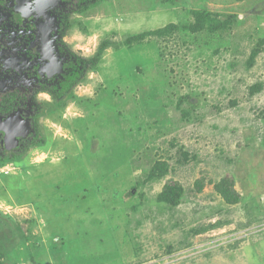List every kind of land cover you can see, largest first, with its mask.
Returning a JSON list of instances; mask_svg holds the SVG:
<instances>
[{
  "label": "rangeland",
  "instance_id": "374dc122",
  "mask_svg": "<svg viewBox=\"0 0 264 264\" xmlns=\"http://www.w3.org/2000/svg\"><path fill=\"white\" fill-rule=\"evenodd\" d=\"M196 10L211 14L216 29H192ZM52 11L56 26L64 23L57 44L80 59L110 44L57 101L33 92L24 75L6 76L7 67L15 75L11 69L27 59L14 39L0 40V110L24 106L35 115L32 136L12 156L20 161L0 174V226L19 223L29 237L12 261L264 264V0H91ZM170 23L176 29L165 36L125 43ZM159 162L166 171L152 175ZM51 168L56 200L43 209L39 202L49 203L42 182ZM76 177L95 184L98 178L103 206L90 211L104 231L66 258L67 248L55 253L50 243L60 232L75 245L67 214L96 227L86 208L87 215L60 194ZM168 184L182 189L175 206L157 199ZM219 185L236 202L226 201ZM17 189L26 203L16 201ZM50 217L64 220L62 231Z\"/></svg>",
  "mask_w": 264,
  "mask_h": 264
},
{
  "label": "trees",
  "instance_id": "16d2710c",
  "mask_svg": "<svg viewBox=\"0 0 264 264\" xmlns=\"http://www.w3.org/2000/svg\"><path fill=\"white\" fill-rule=\"evenodd\" d=\"M91 2V0H77V6L81 7H85V5H88ZM196 20L195 23L192 24V29H202V28H207L209 29H216V25H214V20L213 17H211L210 15H205L204 11H200V10H196L194 11ZM213 16V15H212ZM64 23H61V27H63ZM176 29V25L175 24H167L166 26L163 27H159L156 29H152V30H147L138 34H133L130 35L129 37H127V39L125 40V43L128 45H132L133 43H142V41L145 39L146 36H165L171 32H173ZM110 42L108 41H104L100 44L97 53L95 54V56L88 58L87 60H83L80 59L79 57H77L75 54L71 53V58L68 61L67 64V69H66V73H64L63 75H61V77H59V83L55 84L56 88H53L54 91H52L53 97L54 99H57V101L62 98L63 95L67 94L70 90V88L76 84L80 78L82 73L86 70V68L88 67H94L97 64H99L100 60H101V55L103 54L104 50L106 49L107 46H109ZM257 50L253 52V57L256 54ZM253 57L251 56L250 61L253 62ZM59 87V88H58ZM33 115L30 113V118H32ZM35 117V116H34ZM1 145H0V149H1ZM12 156H16L15 153H8L6 152V150H4L3 154L0 157V163L2 165H5L7 163H9L10 161L12 162H19L20 159H12ZM10 157V158H9ZM80 166L82 167V169H86L84 166V162L81 161ZM156 169H163L164 171L165 168L163 167L162 163L160 164V162L158 163V165L156 166V168H154L152 170V175L153 174H157L158 172H156ZM80 170V168L76 169L75 171ZM52 172L54 173L55 171L51 169H47V179L46 181L42 182V187L43 190H45V192L48 194V197L46 198V202H48L49 204L45 205L43 203V201L39 202L40 207H42L43 209H46L49 206V209L51 208V206H54L55 204V200H56V194H54L55 196H53L52 193H54V191L56 192L57 190L55 189V181H53V178L56 177H52L49 174H52ZM75 172L71 173V175L73 174V177L76 176L74 175ZM53 175V174H52ZM10 177V176H9ZM79 177V176H77ZM76 177V179H77ZM17 177H15L12 180H16ZM82 180V181H81ZM77 179L76 181H72L71 184L68 185V189L61 191L60 190V194H62V198L65 197V199L67 198V205L70 204H74L75 208L77 210H81L83 208V214H88L89 213V217L91 218V220L89 219L90 223H93L94 226H96L94 229H90L89 226L87 225L86 219H83L80 215L78 217L69 219V216L67 214L66 219L68 220L67 222H69L72 225L75 226L74 228V232H72L73 236L70 237V241L73 242V244L75 243V245L73 246H68L65 244V242H67V240L65 239V234L63 235L60 232H53L54 234H58L60 237L59 239L61 240V245H58V242L54 240V242L52 240H50L51 247L52 250L55 251V253L59 252L60 250H65V248H67L66 251V258L69 256H71V252L73 253L74 246H81L82 243H86L89 245H91V241H93V237L98 238L100 235H102V231H104L103 229L99 228L97 225L99 223L102 222L101 219H99L97 217V215H95V211H90V208L94 207L93 209H97L99 207V211L100 208L103 206L101 202L98 201L97 199V189H100V184L98 183V178H97V182L96 184L91 181L88 182V180L84 179ZM8 183V182H7ZM93 183L95 185H93ZM70 185H78V187L72 188L70 187ZM67 186V185H66ZM60 188L62 187L61 185L59 186ZM76 190L73 194H71L70 197H68L67 195H69L70 190ZM81 189V192H78L77 190ZM218 189L220 191V193L223 195V197L225 198L226 201H228L229 203H233L236 202L237 197L234 196V193L232 191L229 190V188L226 187H222V186H218ZM182 189L181 186L178 184L177 186H170V184L166 185L164 187V190L159 193L157 199L158 201H165L167 203H170V205L175 206L179 203V195L181 193ZM17 194H16V201H18L21 204L26 203L27 200H23V192H20V189H17ZM15 192V193H16ZM29 192L26 191L25 195H28ZM76 194V195H75ZM64 195V196H63ZM33 197V194L32 196ZM30 197V198H31ZM60 198V199H62ZM39 199H41V196L39 197ZM59 199V200H60ZM69 199V200H68ZM43 200V199H41ZM98 201L99 205H96V202ZM75 202L78 203V205L75 204ZM85 202V203H84ZM93 203V204H92ZM89 206H88V205ZM51 205V206H50ZM60 205V204H59ZM88 210V213H86V209ZM104 211V210H103ZM63 213V212H62ZM59 212H56V215L59 214L60 217L61 215H64ZM49 217V216H48ZM50 223L55 227L56 230L60 229V231H62L63 226H65V222L63 219H57V220H53L51 219V217L49 218ZM1 222V220H0ZM98 223V224H97ZM3 224H5L7 226V228H4L2 226H0V264H5L6 262H11L12 261V257L11 256V252L14 250V248H20V244L19 242L22 241L23 245L26 246L25 241L29 239L27 232L24 230V228L22 227V225H20L19 223H14L13 225L11 223L7 221H4ZM85 226V227H84ZM98 227V228H97ZM205 229V228H203ZM106 233V232H105ZM51 235V236H53ZM55 237V236H53ZM105 252V251H104ZM30 253L29 251L26 252V254ZM17 259H20L19 253L15 252L13 253ZM65 256V255H64ZM6 257V258H4ZM8 257V258H7ZM32 257V255H31ZM58 257H61L58 256ZM98 257V256H97ZM97 257L94 258H89V264H94ZM98 261V260H97ZM100 261V259H99ZM39 262V261H37ZM12 264H17L16 261H12ZM10 263V264H11Z\"/></svg>",
  "mask_w": 264,
  "mask_h": 264
},
{
  "label": "flooded vegetation",
  "instance_id": "af4514ba",
  "mask_svg": "<svg viewBox=\"0 0 264 264\" xmlns=\"http://www.w3.org/2000/svg\"><path fill=\"white\" fill-rule=\"evenodd\" d=\"M21 4L27 5V0H0V40H6V37H9L13 42L14 39L17 43L18 56L27 59V62L20 67L11 69V72H14L15 75L11 76L7 67L6 76L12 78L24 75L27 77V80L30 79L34 82L33 92H48L53 97L52 91L55 90L53 88H56L55 84L59 83V77L66 73L67 64L72 52L63 46H59L56 42L55 36L57 32H60L61 26L60 23H58L59 26H56L52 16V9L56 8L57 10L58 8L60 10V7L62 9V6L68 4L77 5V0H59L58 3L43 11L38 0H30V12L23 10L24 7ZM7 8L9 9V15L6 14ZM54 14L57 16V12ZM58 16H61V11L58 12ZM18 37L20 38L19 42L17 41ZM48 42L53 48L54 56L51 57L49 56ZM56 57L58 59H55ZM59 65H62L61 71L58 67ZM19 112H22L28 122V133L18 136V143L11 142V148L7 149L4 144L5 134L0 130V145L2 146L0 153L2 154L4 150L15 154L20 152L24 145L27 144V140L32 136V125L35 115L28 108L18 106L12 111L0 110V116H13ZM30 113L33 115L32 118H30Z\"/></svg>",
  "mask_w": 264,
  "mask_h": 264
},
{
  "label": "water",
  "instance_id": "95a60500",
  "mask_svg": "<svg viewBox=\"0 0 264 264\" xmlns=\"http://www.w3.org/2000/svg\"><path fill=\"white\" fill-rule=\"evenodd\" d=\"M59 0H38V2L41 5V10L58 3ZM30 0H27V5H22L24 7L23 10L30 12ZM48 41V38H47ZM48 51L50 52L49 56H54L53 48L48 42ZM55 59H58L57 57ZM60 71L62 70V65L58 66ZM0 130L4 132L5 138H4V144L6 145L7 149H10V143H18V136H22L28 133L29 127L28 122L24 118L22 112H19L13 116L3 117L0 116Z\"/></svg>",
  "mask_w": 264,
  "mask_h": 264
},
{
  "label": "built area",
  "instance_id": "2783aa9c",
  "mask_svg": "<svg viewBox=\"0 0 264 264\" xmlns=\"http://www.w3.org/2000/svg\"><path fill=\"white\" fill-rule=\"evenodd\" d=\"M8 168L10 167H7V166H0V173L2 172H7L8 171ZM7 170V171H6Z\"/></svg>",
  "mask_w": 264,
  "mask_h": 264
},
{
  "label": "clouds",
  "instance_id": "9594fccd",
  "mask_svg": "<svg viewBox=\"0 0 264 264\" xmlns=\"http://www.w3.org/2000/svg\"><path fill=\"white\" fill-rule=\"evenodd\" d=\"M0 166H2V165H0ZM3 166H7V167H10V165H8V164H6V165H3ZM1 174V173H0ZM5 264H7V263H5Z\"/></svg>",
  "mask_w": 264,
  "mask_h": 264
},
{
  "label": "bare ground",
  "instance_id": "6f19581e",
  "mask_svg": "<svg viewBox=\"0 0 264 264\" xmlns=\"http://www.w3.org/2000/svg\"><path fill=\"white\" fill-rule=\"evenodd\" d=\"M6 209V208H5Z\"/></svg>",
  "mask_w": 264,
  "mask_h": 264
}]
</instances>
